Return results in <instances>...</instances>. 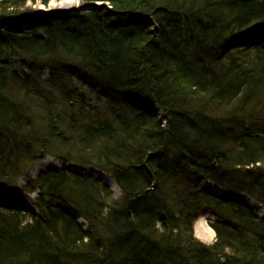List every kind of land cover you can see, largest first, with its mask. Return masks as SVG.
I'll return each instance as SVG.
<instances>
[{
    "label": "trees",
    "instance_id": "obj_1",
    "mask_svg": "<svg viewBox=\"0 0 264 264\" xmlns=\"http://www.w3.org/2000/svg\"><path fill=\"white\" fill-rule=\"evenodd\" d=\"M51 1L0 0V188L39 193L0 209V264H264V0Z\"/></svg>",
    "mask_w": 264,
    "mask_h": 264
},
{
    "label": "rangeland",
    "instance_id": "obj_2",
    "mask_svg": "<svg viewBox=\"0 0 264 264\" xmlns=\"http://www.w3.org/2000/svg\"><path fill=\"white\" fill-rule=\"evenodd\" d=\"M89 5H91V4L88 3L87 0H53V1H51V3L48 6H44L40 3H37L36 5L29 3L28 8H32L33 10H39V11H44V12H71V11H75L78 9L83 10V9L89 7ZM31 23H32L31 20L29 21V19H25V22H23V24H22V28L27 29L28 27L31 26ZM246 38L250 42L264 45V26H259L257 28L250 29L246 33ZM240 41H241V38H238L236 40V43H239ZM47 75H48V73H45V77H47ZM152 111L158 117H160L161 113H160V111H158V109L153 108ZM69 167L71 168V170H73L72 167L74 168V166H69ZM47 169L48 170L49 169H59L60 170V169H62V165L60 163H58L57 161H55L52 157L45 156L42 160L35 163L34 167L31 170V177L36 178V176L40 172H42L43 170H47ZM80 170L85 175L90 174V172L92 171L91 168L80 169ZM25 183H27L26 180L23 181V184H25ZM200 187H201V189L209 188L210 183H206V182L202 181ZM112 191L114 193L115 198L119 199L121 196V192H120L118 186H117V190L113 189ZM223 192H224L223 196H225L227 193L225 191H223ZM232 193L233 194L231 196H233V197H237L239 195V194L234 193V192H232ZM38 195H39L38 192H36L35 194H23V193H20L18 191L11 190L8 187L0 188V201L10 202L11 204L14 205L13 208H16L19 203H21V204H33L34 200L36 199V197ZM22 210L25 211L24 209H22ZM36 210H37V208H36ZM37 212H38V210H37ZM260 214H263V215H260ZM258 215L264 217V210L259 211ZM200 220H203L204 224L207 225L208 227H210L209 223L211 221H213V219H210L209 217H204V218H201ZM82 222L83 221H79V223H82ZM200 233H202V231H200ZM194 236L197 240H199L200 242H202L206 245H212L216 239V235L214 232V237L211 240H209L208 242H204V241L200 240L197 237V231H196L195 227H194Z\"/></svg>",
    "mask_w": 264,
    "mask_h": 264
},
{
    "label": "bare ground",
    "instance_id": "obj_3",
    "mask_svg": "<svg viewBox=\"0 0 264 264\" xmlns=\"http://www.w3.org/2000/svg\"><path fill=\"white\" fill-rule=\"evenodd\" d=\"M90 4L91 5H89V7L83 9L82 11H88L93 6H98V7L103 6V3H101V2H98V3H92L91 2ZM106 6L111 8V6H109V4L106 5ZM152 109H151V111H152ZM158 111H160V110L158 109ZM72 169L75 170V171L81 172L80 169L73 168V167H72ZM90 175H92V176H94L96 178L103 179L107 184H109L111 186L112 190L113 189L117 190V186H116L115 182L109 176H107L106 174L101 173L99 171H95V170L92 169V171L90 172ZM210 187H211L212 191L214 192V194L220 195V196L224 195V192L222 191L221 188H219V187H217V186H215L213 184H210ZM232 194L233 193H229V195H232ZM245 201H246L247 204H250V205H254V203H255L252 200H250V198L248 196H245ZM0 205H6V206H9V207H13L14 206L13 204H11L10 202H7V201H0ZM17 207L23 208L25 210H28L31 213H37V210H36V208H35V206L33 204H21V203H19L17 205ZM260 215H263V214H260ZM195 228H196V231H197V237L200 240L204 241V242H208L209 240H211L214 237L213 230L210 227H208L207 225H205L203 220H199L198 223L196 224ZM200 231H202V233H200Z\"/></svg>",
    "mask_w": 264,
    "mask_h": 264
},
{
    "label": "water",
    "instance_id": "obj_4",
    "mask_svg": "<svg viewBox=\"0 0 264 264\" xmlns=\"http://www.w3.org/2000/svg\"><path fill=\"white\" fill-rule=\"evenodd\" d=\"M102 180V179H101Z\"/></svg>",
    "mask_w": 264,
    "mask_h": 264
}]
</instances>
